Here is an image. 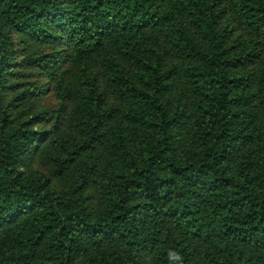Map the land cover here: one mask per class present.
I'll list each match as a JSON object with an SVG mask.
<instances>
[{
	"label": "trees",
	"instance_id": "obj_1",
	"mask_svg": "<svg viewBox=\"0 0 264 264\" xmlns=\"http://www.w3.org/2000/svg\"><path fill=\"white\" fill-rule=\"evenodd\" d=\"M0 264H264V0H0Z\"/></svg>",
	"mask_w": 264,
	"mask_h": 264
}]
</instances>
